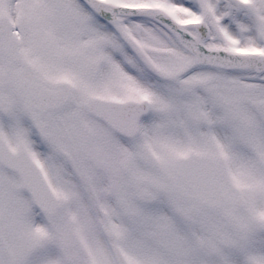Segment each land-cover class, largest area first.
<instances>
[{"label": "snow or ice", "instance_id": "1", "mask_svg": "<svg viewBox=\"0 0 264 264\" xmlns=\"http://www.w3.org/2000/svg\"><path fill=\"white\" fill-rule=\"evenodd\" d=\"M0 264H264V0H0Z\"/></svg>", "mask_w": 264, "mask_h": 264}]
</instances>
